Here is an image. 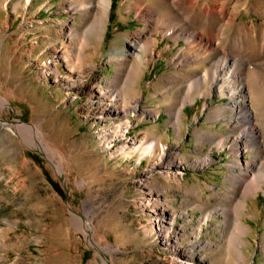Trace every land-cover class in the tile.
I'll list each match as a JSON object with an SVG mask.
<instances>
[{
  "label": "rangeland",
  "instance_id": "1",
  "mask_svg": "<svg viewBox=\"0 0 264 264\" xmlns=\"http://www.w3.org/2000/svg\"><path fill=\"white\" fill-rule=\"evenodd\" d=\"M72 1L0 0V96L6 100L0 104V264H172L173 256L187 259L184 252L200 264H264V190L250 196L243 215L251 228L243 235V254L230 248L233 226L222 230L225 217L218 212L237 202L225 198L231 161H250L257 149L235 154L227 144L219 149V138L206 141L200 133L233 132L231 97L216 88L198 95L174 122L186 94L182 78L194 72L181 71L173 58L180 47L186 56L205 53L152 32L159 39L153 49L164 48V54L144 57V72H132V61L122 65L115 57L129 52V35L146 24L124 0H112L101 47L73 45L74 58H59L68 31L84 30L91 21L70 11ZM208 2L236 18L229 36L252 29L250 37H264V0H193L194 13ZM209 36L217 39L215 32ZM80 51L85 56L79 58ZM214 52L197 70L220 57ZM256 68L262 72L264 60ZM70 76L83 77L96 92L113 88L129 95L138 109L100 118L105 103L85 86L70 87ZM129 82L136 83L131 91ZM39 127L45 138L36 133ZM208 155L211 161L201 164ZM158 212L175 219L162 222ZM167 227L176 246L168 243ZM203 241H211L209 249Z\"/></svg>",
  "mask_w": 264,
  "mask_h": 264
},
{
  "label": "bare ground",
  "instance_id": "2",
  "mask_svg": "<svg viewBox=\"0 0 264 264\" xmlns=\"http://www.w3.org/2000/svg\"><path fill=\"white\" fill-rule=\"evenodd\" d=\"M192 1L152 0L149 2V0H124V3H127V11L135 10L136 16L146 26L140 27L131 36L129 35V52L126 53L123 51V55L115 57V59L122 65L128 61H132L135 67V70H132V72L135 71L137 74H142L146 66L144 57L150 56L153 53H158L159 55L164 54V48L158 51L153 49V46H158L159 39L152 37V32H158L163 37L169 36L177 44L180 39H184L190 47L195 49L198 47L205 53L204 57L197 55L186 56V49L180 47L176 56L173 58V60L177 61L181 71H186L190 67L194 72L191 76L184 74L185 76L182 78L185 79L182 83V89L185 90L186 94L181 107L176 113L174 112V122L178 124L182 121L183 106L188 102L196 101L198 95L208 96L216 88L218 93L227 94L231 97L229 107L232 110L230 113L232 123L229 124L231 126L230 128L233 127V132L231 134H224L222 137L218 133H210L207 130L200 131V133L206 141L219 138L215 142L217 147L222 149L227 144L229 149L235 154L241 150L257 149V152H255L250 161L242 163L237 158L232 161L230 160V165L235 170L229 173L228 177L232 186L229 187L228 195L226 194L227 197L225 198L227 201L236 200L237 202L235 206L227 207L226 204L218 209V212L225 217V226L222 230H228L231 224L233 226L232 240L229 242L230 248L236 249L240 254H243L242 246L247 243L243 235L247 234L251 229L245 223L243 215L248 210L250 196L257 195L261 189L264 190V78L262 76L264 69H262V72L259 70L261 68L253 69L254 66L264 60V46L262 45L264 43V37L262 38L260 35L257 39H254L253 36L250 37V33L251 35L254 33L252 29H243L235 35L229 36L228 28L234 23L236 18H228L223 9L216 10L214 4L209 2L201 11L194 13L195 6L192 4ZM112 3V0H75L70 2L68 5L70 11H79L85 23L89 19L91 21L89 20L90 23L84 30L80 29L76 33L72 30L68 31L66 37L69 45L62 47L60 50H56V56L71 60L74 58L73 55H70V53H73L72 46L77 44H83L85 47H101L104 34L108 27ZM222 22L225 23L223 26H221L223 24ZM193 24L202 30L199 32L196 31V28H192ZM209 26L212 28L211 31L215 32L217 39L209 36V32H211V28L208 31ZM147 27H150L151 33H147L144 30ZM251 44H257L255 52L253 51L254 49L252 51L250 50L252 49ZM212 51L220 54V57L215 62H211V65L208 64L210 65L209 67L205 65L201 70H197L200 64L209 61V56ZM83 55V51L77 53L78 57ZM91 56H94V54H91ZM70 77V87L81 88L85 86L91 96L97 93L96 100L98 103H105V107L99 115L100 118L117 119L122 112L138 109V101L133 104L129 95H123L113 88L109 89L108 93L101 92L100 89H97L96 92V86L93 84L85 85L83 77ZM126 85V88L131 91L136 86V83L129 82ZM106 99L109 103L106 102ZM5 101L0 96V104L4 105ZM36 133L42 138H45V134L40 127L37 128ZM35 140L34 133L28 137L29 143H34ZM157 143V139H153L150 142L152 152L156 150ZM49 147L53 149V147ZM49 147L47 146L46 148L48 149ZM133 148L138 149V145ZM210 161L211 157L209 155L200 160L203 165ZM164 173L168 177L171 176L170 171H164ZM168 215L167 212H158V218H162V222H164L165 218L173 222L175 219L173 214L170 215L171 217H168ZM212 215L213 211L206 212L203 216L204 221L206 222ZM170 222L168 223L171 224ZM158 225L161 231L166 230V227L164 228L160 227V224ZM169 230L170 227H167L168 243L176 246L177 239L176 237L169 236ZM196 242H192V248L196 245ZM202 244L206 249H209L212 245L211 241H203ZM184 254L188 256L187 259L173 256L171 263L200 264L197 261L193 262L190 253L184 252Z\"/></svg>",
  "mask_w": 264,
  "mask_h": 264
}]
</instances>
